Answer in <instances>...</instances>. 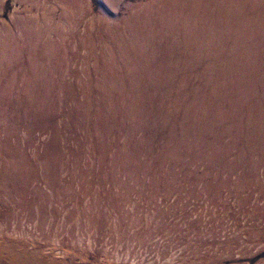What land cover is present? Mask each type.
Wrapping results in <instances>:
<instances>
[{
    "label": "rangeland",
    "instance_id": "rangeland-1",
    "mask_svg": "<svg viewBox=\"0 0 264 264\" xmlns=\"http://www.w3.org/2000/svg\"><path fill=\"white\" fill-rule=\"evenodd\" d=\"M0 264H264V0H0Z\"/></svg>",
    "mask_w": 264,
    "mask_h": 264
}]
</instances>
